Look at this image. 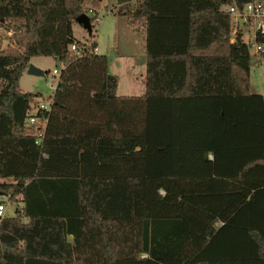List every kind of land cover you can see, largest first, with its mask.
<instances>
[{
	"label": "trees",
	"instance_id": "16d2710c",
	"mask_svg": "<svg viewBox=\"0 0 264 264\" xmlns=\"http://www.w3.org/2000/svg\"><path fill=\"white\" fill-rule=\"evenodd\" d=\"M85 1L0 0V192L23 203L0 264H264V95L223 10L248 0H117L146 26L141 96L71 50ZM41 56L61 67L37 144L20 80Z\"/></svg>",
	"mask_w": 264,
	"mask_h": 264
},
{
	"label": "rangeland",
	"instance_id": "374dc122",
	"mask_svg": "<svg viewBox=\"0 0 264 264\" xmlns=\"http://www.w3.org/2000/svg\"><path fill=\"white\" fill-rule=\"evenodd\" d=\"M84 7L88 15L97 16L93 34L79 22H73V37L83 45L98 46L99 54L109 58V72L112 76L113 93L117 95L141 96L146 92L147 78V31L144 23L137 26L129 24L126 16H121L117 10V0H86ZM98 19H100L98 21ZM3 48L9 47V37L12 33L1 29ZM145 59V62L142 60ZM35 65L44 70V75L24 73L20 80V88L25 92L42 93V99L47 100L54 92L51 83H56L58 75L53 76L54 68L60 72L61 63L52 56L32 58ZM249 88L252 93L264 95V60L257 56L251 57ZM6 206V216H15L23 206L21 201L11 202L7 196H0ZM72 240V237H70Z\"/></svg>",
	"mask_w": 264,
	"mask_h": 264
},
{
	"label": "built area",
	"instance_id": "2783aa9c",
	"mask_svg": "<svg viewBox=\"0 0 264 264\" xmlns=\"http://www.w3.org/2000/svg\"><path fill=\"white\" fill-rule=\"evenodd\" d=\"M223 10L229 16L230 41H242L248 45L250 54L257 57L264 55V0H248L242 5L232 3L223 7ZM99 21V19H98ZM11 33V32H10ZM90 49L87 45L73 43L71 50L76 53H82ZM97 49V48H96ZM58 69L53 71V76H59ZM56 83H51V86L56 88ZM53 94V93H52ZM52 96V95H51ZM49 96L47 100L38 98L37 102L33 103L30 109L28 123L31 126H37L38 138L37 144H41L42 137L45 132L48 117L47 112L51 110L53 98ZM43 114V115H39ZM6 206L0 199V219L6 217Z\"/></svg>",
	"mask_w": 264,
	"mask_h": 264
},
{
	"label": "water",
	"instance_id": "95a60500",
	"mask_svg": "<svg viewBox=\"0 0 264 264\" xmlns=\"http://www.w3.org/2000/svg\"><path fill=\"white\" fill-rule=\"evenodd\" d=\"M76 21L82 24L88 30V32L90 33L92 32L93 27H92L91 18L87 13H83L80 16H78ZM142 62H145V59H143ZM27 71L28 73L33 74V75H44V70L37 67L33 63L29 64ZM2 195L3 194L0 192V196Z\"/></svg>",
	"mask_w": 264,
	"mask_h": 264
},
{
	"label": "crops",
	"instance_id": "0c3cea01",
	"mask_svg": "<svg viewBox=\"0 0 264 264\" xmlns=\"http://www.w3.org/2000/svg\"><path fill=\"white\" fill-rule=\"evenodd\" d=\"M102 1H103V0H102ZM90 18H91V17H90ZM99 20H100V19H99ZM96 51H98V46H97V49H96ZM34 58H35V57H34ZM258 58H261V59H263V57H258ZM263 60H264V59H263ZM30 63H33V62H32V59H31V62H30ZM33 64H34V63H33ZM36 66H37V67H39V68H41V67H40V66H38V65H36ZM55 69H58V68H54V70H55ZM54 70H53V71H54ZM24 73H27V71H25ZM22 76H23V75H22ZM24 92H25V91H24ZM250 92H251V91H250ZM251 93H252V92H251ZM8 216H9V215H8Z\"/></svg>",
	"mask_w": 264,
	"mask_h": 264
}]
</instances>
